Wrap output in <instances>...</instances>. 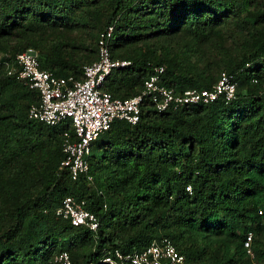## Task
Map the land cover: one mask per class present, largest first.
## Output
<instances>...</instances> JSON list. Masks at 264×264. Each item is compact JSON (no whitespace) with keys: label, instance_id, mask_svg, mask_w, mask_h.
I'll use <instances>...</instances> for the list:
<instances>
[{"label":"trees","instance_id":"trees-1","mask_svg":"<svg viewBox=\"0 0 264 264\" xmlns=\"http://www.w3.org/2000/svg\"><path fill=\"white\" fill-rule=\"evenodd\" d=\"M109 25L111 57L131 62L107 77L112 95L139 93L158 66L177 93L209 88L221 71L244 68L236 74L235 98L162 112L145 102L138 122L113 120L94 140L99 155H88L89 183L59 169L67 125L29 118L38 92L5 69L0 264H57L62 251L74 264H87L105 251L139 250L164 236L183 264H264V0H0V52L15 57L32 47L40 68L80 77ZM219 25L245 37L248 47L216 63L215 77L211 62L199 68L170 44L154 45L163 38L206 41L221 32ZM66 195L85 200L98 218L96 231L56 215ZM248 231L253 257L243 246Z\"/></svg>","mask_w":264,"mask_h":264},{"label":"built area","instance_id":"built-area-1","mask_svg":"<svg viewBox=\"0 0 264 264\" xmlns=\"http://www.w3.org/2000/svg\"><path fill=\"white\" fill-rule=\"evenodd\" d=\"M112 32L113 25H109L99 33L97 58L83 65L80 77L56 76L50 70L40 68L38 53L32 47L17 52L14 64L6 67V74L14 75L22 84L38 92V100L29 106V118L47 125H67L62 132L61 148L64 158L59 169H66L71 179L82 176L89 183L93 180L87 159L91 144L109 129L113 120H125L131 124L138 122L141 106L145 102H149L158 112L189 104L210 103L218 99L229 102L235 98L236 74L244 69L221 71L217 81L209 88H188L177 93L163 83L161 76L164 67L158 66L144 80L139 93L126 98L117 97L104 88L105 81L113 70L131 62L111 57ZM245 66L248 67L249 63ZM252 80L257 82L256 78ZM260 95L264 100V81ZM55 213L58 217L69 220L73 226H86L92 231L98 228V218L85 207L84 199L77 200L72 195H66ZM252 236L253 233L248 231L243 241L246 253L251 257ZM184 260V255L172 240L164 236L153 239L148 246L139 250L105 251L97 261L90 260L87 264H183ZM54 262L74 264L67 251L57 254Z\"/></svg>","mask_w":264,"mask_h":264},{"label":"rangeland","instance_id":"rangeland-1","mask_svg":"<svg viewBox=\"0 0 264 264\" xmlns=\"http://www.w3.org/2000/svg\"><path fill=\"white\" fill-rule=\"evenodd\" d=\"M221 32L210 37L206 41L196 40L194 38L177 39L173 38L170 41L163 39L155 40L154 45L158 48L162 45L170 44L171 50L182 51L188 57L191 63H195L199 68H206L209 62L212 63L210 74L216 75V63L220 62L221 65L227 59L238 58L240 53L247 52L248 42L245 37L241 35L229 36L226 32V27L223 25L217 26ZM235 39V42H234ZM14 56L11 51L0 52V73L6 69L7 65H11ZM22 102L21 100H19ZM95 141L92 143L91 153L97 157L99 151L95 149ZM98 151V152H97ZM40 168V167H38Z\"/></svg>","mask_w":264,"mask_h":264}]
</instances>
